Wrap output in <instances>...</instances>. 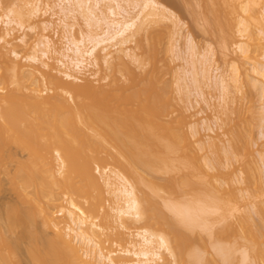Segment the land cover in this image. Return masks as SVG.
<instances>
[{
    "label": "bare ground",
    "instance_id": "bare-ground-1",
    "mask_svg": "<svg viewBox=\"0 0 264 264\" xmlns=\"http://www.w3.org/2000/svg\"><path fill=\"white\" fill-rule=\"evenodd\" d=\"M35 1L34 5L31 4L32 16H36L43 9V2ZM108 1L109 9L103 12V10H94L93 7L83 9L81 0H78V6L88 12L85 15L83 11L82 17L89 15V25L94 23L93 26L100 25L106 28L103 36L94 35L95 32L92 31L94 34H82L77 39L69 30L66 37L68 44L66 49L57 48L56 43L46 36H42L41 40L33 46L34 55L30 60L40 61L42 57L54 56L52 65L42 63L46 69L42 70V78L37 77L35 72L26 74L23 70L25 65H22L21 61L17 62L19 57L17 52L14 48H7L10 45L9 42L2 44L3 46L0 45V173H12L3 163L7 158L12 159L13 146L28 152L35 163L37 159L44 161L51 159V150L55 149L60 161L57 166L60 167L59 174L56 173L60 175L58 176L60 180L55 177V173L34 172L36 170L32 169L33 167L35 169L33 166L35 163L28 166L29 168L27 165L26 168L22 166L24 167L22 172H14L15 174L11 176L14 184L26 183L25 185L23 183L22 189L19 185L17 188L20 191L17 190L19 192L23 190L25 194L22 192V196L23 194L26 196L25 202L35 205V208L27 209L25 202H23L25 206L20 209L10 206L5 214L6 218L0 216L1 223L4 224L5 230L7 229L6 232L11 235L17 229L21 231L23 229L27 233L31 240V245H28L29 252L35 264H159L162 261L163 251L171 255L175 264H264V183L262 179L258 180L259 169H256V165L255 167L249 165L250 168L247 166L244 180L252 188V191L249 189L247 194L240 196L232 190L225 189L220 176L210 175L206 171V166L201 165L196 157V151L189 142V136L178 126L177 120L172 118V112L165 110L157 112L159 104L162 108H168L173 103L169 93H165L167 96L162 94L166 88L161 86V82L153 90L145 88L141 76L127 74V76L123 75L125 80L122 83L118 81L115 84L95 87L92 98L76 97L72 99L73 102H70L63 97V92H78L80 88L75 83L77 79L70 72L84 74L99 52L108 53L112 49L121 56L134 59V56L128 54L127 45L136 35L157 20L171 21L175 18V13L167 10L156 0ZM261 1L264 2V0H244L243 2L223 0L225 6L218 7L219 13L218 10L215 12L219 3H216L212 10L205 11L206 14L215 17L211 16L214 22L216 19L215 24L221 25L222 20L228 17L232 25L234 16L237 18L241 16L237 15V10L240 9L242 14L248 16L239 19L237 24L239 34L243 38L247 34L251 41L263 42L264 40H260L258 35L255 38L253 34H249L250 26L247 22L252 18L249 14L253 10L251 6L257 3L260 5ZM44 4L45 12L53 9L49 3ZM96 4L99 2L96 1ZM127 6H132L138 13L131 14ZM16 15L21 14L12 10L5 14L3 20L7 28L12 25L22 27L15 18ZM208 16L205 15L206 18H211ZM261 22H263V28ZM261 22L259 35L263 36V39L264 10ZM45 23L47 22L43 23L45 30H48L50 26H45ZM67 27L69 29V26ZM11 31L8 30V34ZM4 36L0 35V41L4 40ZM259 46L263 47L261 43ZM237 47L241 56L246 55L247 50L244 44L241 43ZM108 57H110L109 53L105 56L106 63ZM56 64L67 70L63 76L55 72ZM238 70L235 68L236 76L233 77V73L231 77V80L237 83L235 86H239L240 81L237 79L239 78ZM254 72L256 76H259L264 101V67ZM221 80L219 81L223 93H230L227 91L229 87L226 85V79L222 77ZM199 81H197L198 85ZM11 85L15 86L11 88ZM199 87L198 89L201 90ZM164 96L169 98L167 103ZM80 131L81 134H78ZM245 132L248 133V131ZM84 133L88 140L85 141L87 138L85 137L84 142H81L79 138L82 139V137L79 135L84 136ZM232 134L235 135L234 131ZM234 135H232L234 142L232 144L230 142L232 147L230 145V151L226 152L230 158L227 157V160L232 161L231 164L239 163V161L242 163L245 161L242 157L247 160L251 156L248 151L252 152V143H250L252 141L249 140V135L244 145L241 142L238 143L240 134L238 133L235 137ZM88 142L92 145L90 146ZM82 143L86 146V150ZM86 144L91 147V151ZM69 145H71L70 148H68ZM109 145L122 154L120 156H123L125 161L122 157L118 159L122 160L120 162L124 161L123 173L127 177L129 175L140 178V180L134 179L135 182L138 181L137 186L129 183L122 174L109 173V170L102 168L103 154L109 153ZM72 146L73 148L79 146V151L91 152L90 155L87 154L91 164L86 160L82 169H75L73 166L75 155L73 156L69 151L77 153L78 150H69ZM82 153L77 154L84 156ZM252 165L254 166L253 163ZM31 166L33 167L30 168ZM215 168L217 169L214 165ZM25 169L28 171L31 169V172L23 173ZM143 173L146 178L151 177L149 173H153L151 174L154 175L153 181L146 179ZM159 173L168 176L164 178L166 177L164 175L162 182L158 179L160 183L154 181L157 180ZM40 176L44 178H41L44 183L40 180ZM40 181L43 183L41 187L38 183ZM139 182L145 188L144 190ZM138 186L141 188L138 189ZM29 187L37 188H33V190L36 189L35 198L30 196L32 195L30 192L33 193V191ZM136 187L137 191L142 189L143 192H139L142 193V197H137ZM28 189L30 192H27ZM103 189L106 190L107 195L114 197L112 204L107 203ZM40 196L44 201H39ZM185 196L188 198H184ZM180 198H183L184 202L187 201L181 203ZM62 201H65L67 205L64 202L65 208L63 207L60 214L58 213L62 216L59 219L53 212L52 206L61 204ZM248 201L256 202V208L253 205L255 210L251 208L252 211L247 209L248 211L243 212V204ZM83 203H87L88 207L85 204L83 206ZM76 211L85 219L100 217L103 222L108 218L109 220H105L106 223L109 222V225L112 224L121 229L127 227L129 221L131 224L132 222L146 223L149 228L142 229L131 240H126L124 233L119 231L120 228H116L118 232L115 230V234L114 231L109 233V237L116 236V239L114 238L116 245L124 247L126 244L130 249L120 253L117 251L105 254L103 248L93 238L92 233H94V227H97L96 224L89 226L83 217L75 215ZM65 220L71 222L67 223L66 230L65 226L61 225V222ZM41 225L47 230L51 229L54 232V238H50L42 231ZM115 226L112 227L113 230ZM158 226H161L163 234L152 230ZM4 228L0 230L2 235L5 233ZM3 230L4 232H1ZM3 236L4 241L8 239V244L9 236L7 238ZM3 238L0 236V239ZM17 238L14 241L16 245H13V254H16L24 243L23 236ZM199 240L205 243L200 244ZM4 241H2L3 244ZM5 248L0 247V250L3 251ZM9 248L12 250V245ZM4 255L0 256V264H7L5 259L9 257L5 258ZM128 256L132 258L129 259Z\"/></svg>",
    "mask_w": 264,
    "mask_h": 264
},
{
    "label": "rangeland",
    "instance_id": "rangeland-1",
    "mask_svg": "<svg viewBox=\"0 0 264 264\" xmlns=\"http://www.w3.org/2000/svg\"><path fill=\"white\" fill-rule=\"evenodd\" d=\"M96 1H98L99 4H96ZM156 1L159 4L165 6L167 10L173 12V14L175 13L174 14L175 18L171 21L157 20L156 22L149 24L141 32H139L136 35V37L127 45L129 51L128 54L130 56H134V59H132L131 57H126L124 55L121 56L112 49L108 52L110 57H108L107 63L105 62V56H107L108 53L99 52L96 55V58L93 59L94 62H90L91 64H89V67L84 74L70 72V74H72L73 77L77 79L75 80V83L78 84L80 88L78 92L75 91L63 92V97L70 102H73L72 99L76 97H79L81 99L92 98L94 95L95 87L99 88L101 86L115 84L118 81H121L122 83L125 80V77H123V75L127 76V74L129 76H135V77L141 76L142 79L144 80L145 88H149V89H153L158 85L159 82H161L160 83L161 86L166 88L164 89L165 92L162 94L164 95H166L167 93L170 94L172 98L169 97V95L168 97L172 99L173 107L171 106L168 108L165 107L162 108L161 104H159L157 112L159 113L164 110L167 112H172L171 114L172 118L177 120L178 126L184 131V133H187V135L189 136L190 138L189 142H191L193 149L196 151V157L200 160L201 165H203L204 167L206 166V171L212 176H220V179L225 184L224 185L225 189L232 190L237 195L240 196L245 195L248 193L249 189L252 191V188L244 180L246 178L245 176H246L247 166L250 165L252 167H255L256 165V169L257 170L259 169L258 170L259 173L256 170V172L259 174L258 180L260 181L262 179V183H264V101L262 98L263 94L260 88L261 82L259 83V76H256L254 72L256 69H261L264 67V56H263L264 38L262 39L263 36L259 35L260 33L259 29H261V26L263 24V22L261 21L263 17L264 2L262 3L261 1L262 5L261 4L258 5L259 3H257L251 6L253 7V10L252 12L249 13L252 15V18H250L247 21L248 25L250 26L249 34H253L255 38H257L256 36L258 35V38H260V40L263 41V42L260 41L254 42L253 40L252 41L249 40L250 38L248 39L247 34H245L246 37L244 38L239 34L237 27L238 21L241 17L248 16L242 14V11L239 8L238 9L241 12L237 10L238 12L237 15L238 16L241 15V16L239 18L234 16L235 20L233 21L234 23L232 22V25L230 24L231 20H229L228 17L227 18L225 17L226 19L225 18L224 20L221 19L222 20L221 25L219 22H218L219 25L216 23L218 25L217 26L215 24L216 19L215 22L213 19L215 17L209 15L208 13L207 14L209 16L206 14L205 10L208 11L212 10V8H214L217 5L216 3H219V6L217 5L215 12H217L218 10L219 13L220 9H218V7L220 8L223 7V5L225 6L223 0H156ZM243 1L244 0H241V2ZM34 2L36 1L35 0H0V28H1L0 33H3L5 35L4 36L3 34H0L5 37L3 41H0V45L3 46L5 43L9 42L10 45H8L7 48L8 49L14 48V50L17 52L19 57H18V61L17 60L16 61L17 62L21 61L22 62L21 64L25 65L23 70H25L26 74H28V72H35L37 77L39 76L40 78H42V70L43 71L46 70L42 66V63L44 62L49 65H52L54 63L53 60L54 56L42 57L40 61L38 60L34 61L32 59L30 60V58L33 57L34 55V51L32 50V48L41 40L42 36H46L51 40H53L56 43L57 48L66 49L68 48L66 37L70 32L69 30L72 31V34H74V37L77 39L80 38L82 34L90 35V33L93 32H95V34L93 33L94 35L103 36L104 30H106L104 26L102 27L100 25L93 26L94 23L91 24L92 27L91 25H89L90 24V22L88 23L89 15L82 17L87 11L82 10L78 6V0H41V2H43L42 5L43 9L41 12H39L41 15L38 13L36 16H32L31 11L33 10L32 9L33 7L31 6V4H33ZM81 2L83 4V9L93 7L94 10H100V11L103 10V12L108 11L107 10V8L109 7L108 0H81ZM44 3L46 4L49 3V5H52L51 7H53V9L47 10L48 12H45L46 10L44 8L45 5ZM126 8L129 11L131 10L130 11L131 14L135 15L138 13L137 10L136 12L135 10H133L132 6L131 7L127 6ZM11 10L20 12L21 15L20 16L16 15L15 18H17L18 22L22 24V27L18 25H12L11 27L7 28L6 25L4 24V20H3L4 16ZM69 11L70 12L72 11V13L74 12L73 13L74 15H72V13H70ZM83 11L84 14L82 13ZM76 12L79 13L76 14ZM80 13H82L83 15ZM205 15L206 17L212 16L213 18L212 17L211 18L213 20L211 18H206ZM175 20L177 21L175 22ZM44 22H47L45 23V26L46 25L50 26L48 27V30H45L43 24ZM260 22H261V26L259 24ZM175 25H177L176 28ZM67 26H69V29ZM8 30H12L10 34H8ZM254 32H256L257 34ZM23 41L24 43H22ZM241 43L244 44L247 50V53L246 55L244 54V56L243 55L241 56V53L238 51V47H237ZM260 43L263 47L259 46ZM55 67H56L55 72L59 73L60 76H63L64 72H67V70L63 68L61 65L56 64ZM235 68L239 69L238 70L239 72H237V75L239 74L238 75L239 78L237 79L238 81L240 80L239 81V86L241 85L240 88L238 85L235 86L237 83L231 80L233 73H234L233 77L236 76L235 75L236 73L234 72ZM222 77L226 79L227 81L226 85H228L229 88L234 83V85L230 89L228 88L227 91H230V93L227 92V94L229 93L228 95L226 93L225 95L221 90L220 81H222L221 80ZM200 79L202 83H200L201 82L199 81ZM197 81H199L200 87ZM14 86L15 85H11L10 87L13 88ZM198 87L201 90H199ZM169 98L167 97L165 98L166 103H167V99ZM162 104L164 103L162 102ZM246 125L249 127H247ZM232 129H235L233 130L235 135L232 134L233 133ZM245 131H248V133ZM249 131L251 135L249 134ZM237 132L240 134L238 143L241 142L242 145H244V142L246 141V137L248 138L247 135H249L250 137L249 140L251 139L252 141L250 142L252 143L251 144L252 152L248 151V153H251V156L250 158H247V160L245 159V157H242L244 158L243 160H245L242 163L241 161L238 160L239 163L236 162L234 164H231L232 161L230 162L229 160L230 158L226 154V152L228 153L230 151L229 147L232 144V142H234L232 141L234 139V138L232 139V135H234L235 137L238 134ZM85 133L84 136L79 135L80 137H82V139L79 138L80 140H82L81 142H84L83 139H85V137L88 136L87 133H86L87 136H85ZM78 134H81V131ZM87 140L88 137L85 139V141ZM241 144H239V146ZM73 145L76 146L74 143ZM91 145L92 144H90V146ZM70 147L71 145H69L68 148ZM83 147L85 148L86 146L84 145ZM78 148L80 147L78 146ZM78 148L76 147L73 148L72 146V149L69 150H73V149L78 150ZM88 148L87 149L91 151V147L88 146ZM108 148H109L108 149L109 153L103 154L104 161L101 165L102 168L109 170V173L116 172L122 174L125 179L126 178L128 179L126 180L129 183L131 182L132 185L137 186L136 184L138 181L135 182L136 180L134 179L138 177L135 176L130 177L129 175L127 177V175L123 173L124 172L123 162L125 160L123 159V156H120L122 154L121 153L119 154L118 150L115 149L112 145H109ZM54 150L55 149L51 150V155H52L51 159H49L48 161L37 159V163H35L34 159H33L34 162L33 160H31L32 156L28 152L26 151L24 152V150H20L15 146L11 148L12 159L7 158V160L3 163V165L6 166L7 170L12 173H0V216L4 217L5 214H7V210L10 206L20 209L24 207L26 204L27 209L33 210V208H35V205L28 204L27 201L25 202V198H26V196L24 195L25 192L22 190V192H24L22 196V192H19L20 189L17 188L20 185L22 189L26 183L20 182V184L18 183L14 184L11 176L15 174L14 172H19V171L22 172L23 168L26 165L28 167L32 163H35L34 165L32 164L33 166H35V169L33 166H31L30 168L33 167L32 170H36L34 172L55 173V175L56 173L59 174L58 170L60 167L58 168L57 166H59L60 161L58 159V155L56 154V151ZM78 151L77 153L83 152L82 154L84 156H80L75 151L74 152L77 155L72 151L69 152L72 153L73 156L75 155V157L73 158L74 168L82 169L84 162H86V160L89 161V163L91 164V161L87 157V154L90 155L91 152L89 151L78 152ZM248 153H246V155ZM119 157L120 159L122 157V160L124 161L120 162L122 160L118 159ZM227 157L229 158L228 160ZM217 161H219V163ZM252 163L254 164V166L252 165ZM36 165L39 167H37ZM214 165L215 167H217V169L216 168L214 169ZM29 170L30 171L25 169L23 173L27 171L31 172V169ZM149 174L151 177L146 178L145 177L146 175L143 173L146 179H151L153 181L152 177L154 175L153 176L151 175L153 173H149ZM160 174L161 173L157 174L158 177L155 176L157 177L156 178L157 180L154 181L160 183L158 179L161 180L162 182L164 178L168 177L164 173H162L163 176L162 174L161 175ZM96 175L98 174L96 173ZM164 175L166 177H164ZM58 176L60 175H56L55 177L59 179ZM43 177L40 176V180ZM138 180H140V178H138ZM40 182H38L39 186L44 183L43 181H42L43 183ZM139 185L142 186L140 182ZM139 187L140 186H138V189ZM29 188L31 191H33V193H31L29 189L27 192H30V194L32 195L30 194L29 195L31 197L33 196L32 198H35L34 193L37 196L36 194L37 188L36 187H32V188L29 187ZM33 188L36 189L33 190ZM142 189L144 190L145 188L142 186ZM142 189H140V191H142ZM148 190L149 189H147V191ZM103 191H104V198L107 200V203L110 202L112 204L113 201L115 200L114 197L112 195H107L105 189H103ZM140 191L139 190L137 191V187H136V194L138 198L142 197V193H139ZM186 197L187 196H185L184 198ZM40 200L41 202L44 201V199L41 196L39 198V201ZM186 201L187 200H185V202ZM23 202H25V204ZM64 202L62 201L61 204L59 203L60 205L57 204L56 206L58 207H56L55 205L52 206L54 207L52 209L54 210L53 212L56 213L59 219H61L62 217L59 216L60 214L59 212L63 209V207L65 208V205H67L66 202L64 205ZM183 202L184 201H182L181 203ZM255 203L254 201L245 202V204H243L242 207L243 212L251 208L255 210L256 208ZM84 204L85 203H83V206ZM253 205L255 208L252 207ZM86 207H88V205H86ZM37 208L38 207H36V209ZM252 209L250 211H252ZM75 213H76L75 215L84 218V216H82L79 212L76 211ZM100 214H102V212ZM6 216L4 217V219L6 218ZM101 219L102 218L99 217V218L85 219V221L87 222V224H89V226L92 224H96L97 227H94L93 230L94 233H92L93 238L100 245V247L103 248L105 254H109V252H117V251H118L117 253H120L130 249L126 244L124 247L116 245V241H115L116 236L109 237V233H112L114 231L115 234V230H117L116 228H118V226L112 224L109 225L108 224L109 222L106 223L105 220H107L108 218L107 219L103 218L104 219L103 222L105 223H103ZM39 221L41 222L40 219ZM67 223L70 224L71 223L70 220H65L61 222L62 227L65 226L64 227L65 230H66V226L68 225ZM132 223L133 224H131V221H129L127 227L122 229L120 227H119L120 229L118 228L119 231L124 233L126 240L127 239L131 240L132 237L135 236L142 229L149 228V225H147L146 223L145 224L143 223L139 224L136 222H132ZM1 224L2 226L0 227V230L2 227L3 228L5 227L4 224L1 223L0 221V225ZM42 226L43 225H41L42 231H44L50 238H54V232H52L51 229L47 230V228H44V226L43 227ZM113 226H115L114 230H113L114 228ZM160 227L161 226H158L156 228L154 227V229L152 228V230H154L159 234H163L162 233L163 231ZM4 230L1 232H4ZM6 230H5L6 234L4 233L3 235H5L6 238L7 236H9V242L7 244L8 239L4 241L3 238L4 236L2 235V233H0L1 238H3L0 239L1 249H4L7 246L10 247L12 245L13 247L12 250H13L14 246L16 245L15 244L16 242L14 243V241H16V238L17 237L21 238V236H23L24 239V241L22 239L24 243L22 242L23 245L21 244L22 246L21 249L17 250L16 254H13L14 250L13 251L10 250L9 247H8L9 249L5 248V250H3L4 252L0 250L1 251L0 253L2 255L6 253L4 255L5 258L9 257L6 260L3 256V259H5L7 264H35L29 252L30 246L28 245H31L30 242L31 240L29 236H27V233H25L23 229L22 231L17 229L18 231L16 230L14 234L12 233L13 235L11 233H10L11 235H9V232H6ZM116 232H118V230ZM24 234H26L25 237ZM206 238L207 236L204 238V241ZM2 241H4V244ZM9 243L11 245H9ZM198 243L202 244L205 242L201 243L199 240ZM2 244H3V248L1 246ZM203 246L204 245H202V247ZM1 254L0 256H2ZM127 258L131 259L132 257L128 256ZM159 264H175V263L173 262V258L171 257V255H169L167 251H163L162 261Z\"/></svg>",
    "mask_w": 264,
    "mask_h": 264
}]
</instances>
